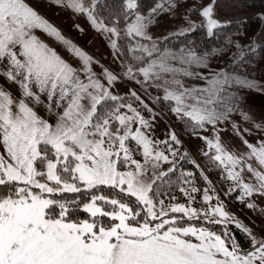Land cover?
Segmentation results:
<instances>
[{"label":"snow or ice","instance_id":"snow-or-ice-1","mask_svg":"<svg viewBox=\"0 0 264 264\" xmlns=\"http://www.w3.org/2000/svg\"><path fill=\"white\" fill-rule=\"evenodd\" d=\"M50 2L74 15H83L116 54L125 47L118 43L124 37L135 39L134 44H127V51L133 53L137 63L156 54L146 67L136 69L143 81L137 79L132 65L123 75L141 85L144 81H161L156 86L164 88L163 100L175 101L170 111L179 119L195 121L193 132L197 127L203 129L205 123L213 126L212 139L199 134L197 138L214 149V155L209 156L207 151L203 155L217 168L223 166L226 179L233 182L223 195L239 190L235 199L246 209H258L264 218V208L255 199H264V116L257 121L249 111H240L243 121L251 122L250 127H241L231 116L239 111L233 102L236 94L227 89L234 83L264 92V83L239 74L253 57L264 60V10L252 14L261 24L260 31L251 35L247 31L249 17L218 14L225 3L229 7H255L257 0H192L185 11H195L201 22L195 23L183 14L184 25L156 39L149 34V27L163 13L174 17L178 0H150L146 14L140 0ZM121 19L128 21L124 28L119 25ZM229 26H234L235 32L224 31ZM37 28L60 42L83 66L74 67L64 59L34 34ZM74 28L84 31L79 24ZM197 28H206L209 37L223 31L226 47H213L203 56L188 47H181L179 53L168 47L161 50L159 45L169 37L184 36ZM233 35L246 37V42L234 40ZM233 45L237 51L231 55L232 71L217 72L207 88H186L176 78L177 74L194 73L175 67L171 61L207 66L209 56L227 54V46ZM93 63L99 61L26 0H0V78L4 80L0 83V264H264V234L258 236L255 225L226 210L219 194L215 195V204L210 203L214 197L209 193L215 192L213 181L195 159L189 162L208 182L203 201L210 206L197 209L170 203L166 209L164 201L156 199L160 187L170 183L178 161L190 154L175 147L183 141L174 129H168L165 140L151 139L142 131L153 124L128 101L138 102L152 121L159 114L135 90L123 95L114 92L120 76L108 67H102L98 76ZM81 73L86 74V81ZM168 73L172 74L170 80L164 78ZM5 84L18 86L20 96L14 97ZM189 98L193 103H186ZM37 106L50 119L41 116ZM137 122L140 127L134 129ZM219 122H228L231 133L246 146L244 152L230 151L222 142L221 132L228 129L217 128ZM253 130L260 133L259 143L246 135ZM132 141L137 147L129 146ZM160 144L166 146L165 150H157L155 146ZM140 146L143 161L133 158ZM161 161L170 166L162 169ZM245 172L249 174L247 180ZM180 179L190 186L180 191L194 201L192 194L201 191L192 186L194 173L181 171ZM101 186H107L110 193H100ZM81 210L89 214L88 219L79 218ZM201 212L210 224L225 226L222 234L205 227L177 226L185 216L199 219ZM102 218L110 219L105 224ZM229 224L246 234L252 250L241 249L226 227ZM189 235L199 242L182 238ZM221 254L223 259L219 258Z\"/></svg>","mask_w":264,"mask_h":264},{"label":"rangeland","instance_id":"rangeland-1","mask_svg":"<svg viewBox=\"0 0 264 264\" xmlns=\"http://www.w3.org/2000/svg\"><path fill=\"white\" fill-rule=\"evenodd\" d=\"M32 6L35 8L40 15H42L44 18H46L50 23H52L54 26L59 28L62 33H65V31L68 30V26L73 27V23L66 21V13L71 14V20L75 22V24H79L82 29L85 30V32H89L90 36L92 37L93 43H96L97 50H102V53L98 51L96 55L92 53V55H95V60H100V62H111V65H108L110 70H112L115 74L120 76V80L115 84V87L113 88V91L118 94H126L129 92V90H135L141 98L144 100L145 103L149 105L150 108L154 110V112L158 113L159 115L156 116L155 120L152 121L151 115L147 112L142 110L138 105L133 104L134 107H137L138 110L141 111V114L148 120H150L153 124V127L150 129H143L142 131H145L146 134L150 136L151 139L154 140H165L167 139L166 133L169 128L174 129L179 136V138L183 141L182 145H176L175 147L179 148L181 152L187 151L189 152V157L185 161H178V168L176 174L170 175V183L163 185L160 187L159 194L156 199H160L164 201V206L167 209V206L170 203H181L185 204L189 207H195L197 209H200L202 207H209V203H206L203 201V189L208 187V182L204 181L199 173H196L194 170V166L192 164V169L187 171L182 168V165L188 164V167H191V163L189 162L191 159H195L198 164L201 165V168L205 170V173L209 176V178L213 181V186L215 187V192H210V195H213L214 199L211 204H215V195L219 194L221 200H223L224 204L227 206L228 211L234 213L237 217L242 219L246 224H249L250 226H254V232L259 236L264 234V218L261 217L259 214L258 209L256 211L246 209L244 205L235 199V197L239 194V190L231 193L228 196L223 195V193L232 186L233 182L226 179V173L224 172L223 166H221V181L216 180L212 175L213 170V163H210L208 158L203 155V152L207 151L209 153V156H212L215 154L214 149H209L207 146V143L203 141L200 138H197V134L199 136H208L210 139H212L215 135V132L213 131V126L205 123V126L203 129L196 128L195 132L192 131V128H186L185 129H179L176 122H177V116L170 111L172 107H175V101H172V104L161 102V107L157 101L152 99L153 97H160L163 98L164 94H150L148 90L141 84H137L134 80H131L130 78L123 75V73L127 70V68L123 67L118 60L116 59V55L114 54V50L111 49L110 44L108 40L99 32H97L95 29L91 27L89 22L86 20V18L83 15H74L71 10H68L64 7L58 6L50 0H26ZM192 0H178V7L175 9V16L173 17L169 13H163L157 18V22L154 25H151L149 27V34L152 35L153 39H156L158 37H163L167 35L171 31L178 30V26L184 25V21L182 19V15L186 14L189 16L190 19L193 20L195 23H200L201 18L195 11H189L186 12L185 10L189 8ZM260 9V7L256 8ZM264 9V8H263ZM146 14V10L143 11ZM258 12V11H256ZM255 13V12H254ZM134 19V18H133ZM249 28H248V35H251L253 32H259L260 31V24L261 21L258 18H253L252 16L249 17ZM126 25V24H125ZM125 27V26H124ZM76 31V30H75ZM195 31H199V28H197ZM193 31V32H195ZM205 31V29H204ZM230 33L235 32L234 26H232L229 30ZM192 33V32H191ZM222 32L218 33L216 38H219V34H222ZM186 33L183 36L180 37H169L167 41L160 44L161 50L164 47H168L173 52L179 53V50L181 47H188L192 48L198 55L203 56L205 52H210L213 47H226L225 45V37L223 41L215 46H211L207 51L201 52L199 49V45L196 43L191 42L186 43V40L188 38L186 37ZM84 37V36H83ZM83 37L76 36V40H74L75 43L79 44V42H84ZM215 37V36H214ZM85 38V37H84ZM182 38V39H181ZM234 40H239L242 44L246 42V37L241 38L239 36L233 35L232 37ZM264 38V37H262ZM139 39L142 43H149L148 41L144 40L143 38H136ZM85 40H87L85 38ZM134 44V43H133ZM81 45V44H80ZM86 46L90 47V43L86 41ZM229 48V51L227 54L217 55V56H209L207 60L205 61V64L211 69L210 72L215 75L217 72H220L222 69L225 71L231 72L234 65L231 62V55L232 53H235L237 49L235 46H227ZM103 55L106 56V59L103 58ZM156 57V54H153V57L147 58L145 60L144 64L147 63L148 60L153 59ZM143 64V65H144ZM102 66V65H101ZM103 67V66H102ZM142 67V65L140 66ZM139 68V67H138ZM204 68L206 66L204 65ZM137 69V68H136ZM136 69H133L134 74H136L137 79L142 81L141 74L136 71ZM241 75H247L248 79H254L257 81H260L261 83H264V60L259 59L258 57H253L251 60V63L246 66L245 69L241 70L239 72ZM227 89L229 92L235 93V97L233 98V102L235 103L236 107L239 109V111H234L231 116L232 119L241 125V127H250L251 122H245L243 121L242 117L240 116V111H249L251 115L254 116V119L259 121L261 116H264V92H258L254 89H248L245 87H242L237 84H230L227 86ZM128 102H132L131 100ZM168 108V111L167 110ZM122 111L128 113L131 115L132 113L128 111V109H123ZM46 119H50L47 116L41 115ZM189 118V117H188ZM51 121V120H50ZM195 122V121H193ZM140 127V125L135 123L133 125V128ZM217 128H226L227 131L221 132V139L222 142L226 144L228 149L230 151H235L237 153L244 152L246 150V146L242 145L240 140L237 139L232 133L230 126L228 122H219L216 125ZM250 139L254 140L256 143H259V136L260 133L257 130H253L250 133L246 134ZM130 147H137L135 145V142L132 141L129 145ZM157 150H165V145L160 144L155 146ZM199 149V151L197 150ZM2 150V149H0ZM167 154V153H166ZM134 159H139L143 161L142 156V146H140L139 151H135L133 153ZM172 157L170 156V160ZM252 162V161H249ZM170 165L166 162L161 161V168L167 169ZM239 170V166H238ZM183 172H193L195 175V179L193 180V185L197 187L198 189H201V191L197 193H193L192 195L195 196L194 201H189L188 197L184 196L183 193L180 191L181 187L189 188V185H185L180 179V173ZM200 172V171H199ZM175 173V172H174ZM245 176V179L247 180L249 177V174L247 172L243 173ZM200 179V180H199ZM50 184L52 182H49ZM173 184H178L179 186L176 189H173ZM34 191H37L36 189H33ZM172 197H175L173 200ZM256 202L258 203L259 207L264 208V199L261 198H255ZM159 207V206H158ZM108 210V207L106 208ZM89 215V214H87ZM172 215V214H170ZM176 216H180L182 214H175ZM104 223L108 221L107 219L110 218H102ZM108 223V222H106ZM177 226L182 227H188V226H194L197 228L205 227L213 232H216L217 234H222V229L225 227L224 225H213L210 224L207 219L204 218V214L200 213V218H189L185 216L182 221L178 222ZM227 228L231 230L233 233L234 225H227ZM243 233V232H242ZM244 234V233H243ZM246 236V234H244ZM184 239H190L193 243H198L197 237H193L191 235L189 236H182ZM247 238V236H246ZM248 239V238H247ZM249 240V239H248ZM238 242V241H237ZM229 243H231L229 241ZM241 249L244 251H250L252 250V245L249 240V243L247 246H241L239 244ZM221 259H223L222 254L220 255Z\"/></svg>","mask_w":264,"mask_h":264},{"label":"trees","instance_id":"trees-1","mask_svg":"<svg viewBox=\"0 0 264 264\" xmlns=\"http://www.w3.org/2000/svg\"><path fill=\"white\" fill-rule=\"evenodd\" d=\"M141 4H142V11H145L146 10V7H149L151 6V2L150 0H140ZM260 7V9H257L256 11H261V10H264V3H261L260 0H257V3H256V6L255 7H244V8H240V7H229L228 4H224L223 7H221L220 9H218V14L221 16V17H236V16H246V17H250L252 16V14L256 11L255 9ZM225 9H228L227 11H225ZM134 17H130L129 19H133ZM128 21H125L123 19L120 20L119 22V25L121 28H124L125 24L127 23ZM232 26H229V28L225 29L224 31H227L229 32L230 28ZM188 38V40H186V43H189V42H193V43H197L199 45V49L201 52H205L207 51L209 48H211V46H215V45H218L220 44L223 39H224V32L222 34H219V38H216L217 36H213V37H210L208 38L205 34V31H204V28H199V31H195V32H190L189 34H187L186 36ZM184 38V36L182 37ZM181 38V39H182ZM135 39H133L132 37H124L123 39L119 40L118 43L124 45L125 47H122L121 48V52L120 54H116V59L118 60V62L125 68H127L128 65H132L133 66V69H136L138 67H140L141 65H143L144 63H137L136 61H134L132 59V56H133V53H130L127 51V44L128 43H135ZM190 44V43H189ZM160 46V45H159ZM161 47V46H160ZM146 60H147V57H146ZM133 104L135 105H138L140 108H142L138 102L134 101V100H131ZM161 102H164V103H168V104H172V101H164L163 98H160L157 103L161 106ZM162 107V106H161ZM163 108V107H162ZM167 112L168 111V108L166 110ZM177 122V126L179 129H185L186 128H192V126L195 124V122H193L191 120V118H188V117H184L183 120L177 118L176 119ZM185 161V160H184ZM189 164V163H188ZM188 164H185V165H182V168L184 170H191L192 169V164H191V167H188ZM178 168V166H177ZM194 170L196 171V173H199L200 174V170L197 169L195 166L193 167ZM179 169H177L175 171V173H172L170 175H173V174H176L177 171ZM221 167L217 168L214 164H213V170H212V175L213 177L218 180V181H221ZM200 180V179H199ZM163 186V185H162ZM179 185L178 184H173V189H176ZM99 192L100 193H103L105 195H108L110 193V190L107 186H101V188L99 189ZM69 197H73L74 194H67ZM107 208V206H106ZM79 218L80 219H88L89 218V215H87V213L83 212L82 210L79 212ZM109 220V219H107ZM108 222V221H106ZM105 222V224H107ZM233 235L235 236L236 240L238 241L239 244H241V246H247V244L249 243V240L246 238V236L237 228H233Z\"/></svg>","mask_w":264,"mask_h":264},{"label":"crops","instance_id":"crops-1","mask_svg":"<svg viewBox=\"0 0 264 264\" xmlns=\"http://www.w3.org/2000/svg\"><path fill=\"white\" fill-rule=\"evenodd\" d=\"M71 14H67L66 13V21L67 22H72L73 25H76L75 22H73L71 20ZM73 27L68 26V30L65 31V33H63L66 37L70 38L71 40H76V36L79 37H85L87 40L84 39V42H79V44H77L79 47H81L83 50H85L86 52H88L91 56L96 57V53H98V51L100 53H102V50H97L96 48V43H93L92 41V37L90 36L89 32H85V30L83 31V33L77 31L75 28V30H72ZM33 32L35 35L41 37L46 43H48L51 47L55 48L56 51L64 58L66 59L68 62H70L74 67H82V63L81 61H79L77 58H74L69 51L58 41H56L53 37L48 36L45 32H43L42 29H33ZM86 41L90 43V47L86 46ZM81 44V45H80ZM92 53H94L95 55H92ZM103 58L106 59V56L103 55ZM156 58V57H155ZM153 58V59H155ZM171 63L175 66V67H185L187 68L189 71L193 72L194 75L192 76H184L183 74H177L178 79L183 81L184 87L186 88H197V89H204L207 88L209 86V80H211L213 78V74L210 72V68L208 66H206V68H204V64H191V65H183L181 64L178 60L177 61H171ZM106 67L108 65H111V62L107 61L106 62H100L99 63H93L92 68L93 71L97 73V75L99 76L101 73V68L102 66ZM147 63H145L144 65H142V67H146ZM111 69V68H110ZM81 78L85 79L86 81V74L81 73ZM141 78L143 81V76L141 74ZM165 79L170 80L172 78V74L168 73L165 74L164 76ZM0 83H4L3 78H0ZM157 83H162L161 81H156V80H149V81H144V87L146 88V90H148V92L152 95V94H164V88L163 87H157ZM5 86L12 91L14 97H19L20 96V90L18 88V86L12 84V85H8L5 84ZM186 103H193V101L191 100V98H189L188 100H186ZM36 110L38 111V113L40 115H44V116H48V114L45 112V110L40 107L37 106ZM51 122V121H50Z\"/></svg>","mask_w":264,"mask_h":264},{"label":"water","instance_id":"water-1","mask_svg":"<svg viewBox=\"0 0 264 264\" xmlns=\"http://www.w3.org/2000/svg\"><path fill=\"white\" fill-rule=\"evenodd\" d=\"M200 17V16H199ZM201 18V17H200ZM202 19V18H201ZM205 29V34H206V28H204ZM207 36V35H206ZM208 38H210L209 36H207Z\"/></svg>","mask_w":264,"mask_h":264}]
</instances>
